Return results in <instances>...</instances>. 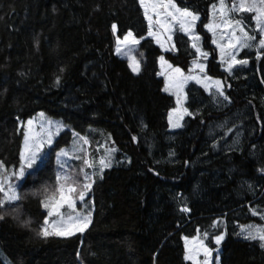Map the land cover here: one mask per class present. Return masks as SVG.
Here are the masks:
<instances>
[{
    "label": "trees",
    "instance_id": "1",
    "mask_svg": "<svg viewBox=\"0 0 264 264\" xmlns=\"http://www.w3.org/2000/svg\"><path fill=\"white\" fill-rule=\"evenodd\" d=\"M217 1L174 3L203 23ZM128 31L144 37L138 74L114 51L116 37ZM147 31L139 0H0V161L18 166L20 121L37 112L62 120L64 143L73 131L91 145L107 140L115 147L114 165L91 189V223L71 237L38 234L46 217L43 189L55 180L52 159L27 173L18 201L0 206V252L11 264H190L185 237L220 235L221 226L210 228L215 220L227 226L213 264L217 256L219 264H264L260 242L239 233L258 221L251 210H264V53L231 77L210 51L207 72L222 81L228 103L212 108L192 94L197 114L171 134L175 102L163 91L162 51ZM174 41L176 52L165 58L186 69L188 41L181 32ZM223 120H229L223 139L229 129L241 132L237 149L223 151L208 137L210 123Z\"/></svg>",
    "mask_w": 264,
    "mask_h": 264
},
{
    "label": "snow or ice",
    "instance_id": "2",
    "mask_svg": "<svg viewBox=\"0 0 264 264\" xmlns=\"http://www.w3.org/2000/svg\"><path fill=\"white\" fill-rule=\"evenodd\" d=\"M141 7L144 9V16L148 22V32L147 35L153 37L157 43H163L161 41L160 35L157 31L153 30V25L158 26V29H162L164 34L170 33L172 31L173 25H179V29L185 34L189 35V39L193 41L192 47L196 50L198 56L207 57L208 53L203 52L195 41H199L201 38L198 35H192L196 21L199 19V15L193 13L187 8H180L175 3L174 0H139ZM151 13V14H150ZM252 14L251 19L255 24V28L251 31L246 30V26L243 24L242 19L233 20L232 16L242 14ZM218 21V22H217ZM204 27L207 31L213 34L212 43L216 44L217 48L221 50L222 59H226L228 62L229 72L235 65L247 64V60H239L236 58L235 53L239 52L241 49L252 48L254 45L258 49L256 56L259 59L264 53V0H232L231 5H228L226 0H218L216 4H213L209 8V23L205 24ZM223 28L225 34L221 36V41L227 40V44L218 43L215 39L217 30ZM112 31L115 35L117 32V25H112ZM258 34V39H257ZM144 37H137L128 31L123 39L117 38L116 40V52L118 54L124 55L128 59V66L134 73H139L140 63L135 56L131 55L132 47L139 44L140 40ZM168 39L171 40V36L168 35ZM160 61L162 66L167 64V61L161 56ZM171 74L165 75V87L163 91L173 92L176 95L177 109H173L169 112V124L171 127H180L179 119L182 118L183 113H187V109L180 110V105L184 99L183 90L185 84L189 80H196L197 83H201V79L188 75L185 76L180 68H172ZM200 72H204V66L201 64H196ZM61 72L64 69L60 70ZM191 72V69H189ZM162 73H157L161 75ZM204 80L211 81V85L205 83V91H209L210 86H214L216 92L224 97L225 100L228 97L224 96L222 90L221 82L219 80L212 81L210 77L204 76ZM56 83H60V77L56 78ZM173 112L178 113L177 122L173 123L172 114ZM43 113L40 114L43 117ZM49 128L47 130L46 138L41 133H35L33 131V121L29 120L27 126L24 130V143L20 151V162L21 167L19 171L13 172L12 175L16 179L23 178L25 176L26 169H33L35 165L38 169L39 164H42L45 160L46 153L43 152L45 144H52V137L54 133L52 128H55L56 132H59L62 127H64L59 122L48 121ZM42 133L44 132L43 125H41ZM75 135V134H74ZM135 139V137L133 138ZM80 140L84 144L88 141L84 137H80ZM115 149L106 150L104 157L99 160V171L102 174L104 169L111 167V154ZM68 152L61 149L57 152L58 163L59 157L67 156ZM79 159V157H77ZM39 161V164H38ZM83 163L88 168H93L95 165L88 159H84ZM4 165L0 163V169H3ZM36 170V169H34ZM80 172L84 173V183L80 185L77 179H74L70 175L61 176L57 174L56 186L54 189H49L47 186L43 189L44 199L41 200V204L44 208L48 209V216L45 217L44 227L39 230V235L48 238L50 236L57 237H71L75 233H83L86 228L89 227L91 223L92 213L88 211L86 214L82 212H77L74 203V194L78 193L79 200L83 201L85 195L92 189L94 181L92 178L84 172V168L80 169ZM102 179L103 176L101 175ZM91 181V182H89ZM7 184V188L5 185ZM82 188V190H81ZM0 193H3V199H0V206L5 205V202L17 201L20 197L15 190V186L10 182L8 177H0ZM67 207L71 210V213L67 217L61 214V208ZM187 211V208L182 209ZM53 215L58 216L59 219H54L49 223L48 217ZM253 215H257V212H253ZM3 219V216H0ZM261 219H264V215H261ZM27 222H25V225ZM213 225H216V221H213ZM241 233L244 234V238L247 240L260 242V247L264 249V227L249 225L241 226ZM207 235V234H205ZM215 243L219 246L223 235L215 236ZM203 253L204 260L203 264H209V258L212 256V250L209 249L202 241L197 238H192V247H189L187 238H185V254L184 259L192 261V264H200L197 256ZM217 264H219V256H217Z\"/></svg>",
    "mask_w": 264,
    "mask_h": 264
},
{
    "label": "rangeland",
    "instance_id": "3",
    "mask_svg": "<svg viewBox=\"0 0 264 264\" xmlns=\"http://www.w3.org/2000/svg\"><path fill=\"white\" fill-rule=\"evenodd\" d=\"M217 2H215L213 4H216ZM226 2L228 5H231L232 0H226ZM178 7L182 8V9L183 8L189 9L188 7H181V6H178ZM189 10L192 11L191 9H189ZM192 12L196 13L194 11H192ZM196 14H198V13H196ZM198 15H199V19L196 21V25L194 27V31H193L192 35H198L201 38L199 41H195V43L197 44V47H199L203 52L208 53V56L206 58L203 56L197 55L196 50L191 46L193 41H191L189 39L188 34H185L184 32H182L179 29V25H173L172 31L170 33H167V34H164L163 30L158 29V26H156L155 24L153 25V30L157 31L158 35H160V37H161L163 47H161V44L157 43V41L153 37H150L147 35L148 37L153 39L155 44L158 45L160 50L162 51V54L158 57V73H162V74L158 75V76L163 79L164 87H165V75L164 74H171V69L168 67V65H171L172 68H177V67L180 68L185 76H188V75L196 76V77L200 78L202 81L201 83H197L196 80H189L185 84L184 90H183L184 99L181 102L180 110L182 112V109L186 108L188 111H187V113H183L182 118L179 119L178 122L180 124V127H171L169 124V130H170V132H172L171 134H173L176 131L183 129L185 121L187 120V118L197 114L198 111H196L193 108H190V106H189V100L192 98V94H198V96L202 97L204 106L222 109L228 103V99L225 100L224 97L220 96L216 92V89L214 86H210L209 91H205L204 84L207 83V84L211 85V81L204 80L205 75L207 77H210L212 81L219 80L221 82L222 90H224V84L222 83V81L216 77L211 76L207 72L208 60L211 59L210 51L214 52V55H215L214 59L219 64V68L231 77L237 76L238 73H244L245 74V72L248 69H250V67H251V61H253V60L258 61L260 59V58L258 59L256 56V52L258 51V49L255 47V45L252 48L241 49L239 52L235 53V56L239 60H247L248 63L243 64V65H239V64L235 65L231 69L230 72L228 70H226V69H228L227 60L222 59L221 50L219 48H217L216 44L212 43L213 34L209 31H207V29L204 27L205 24L209 23V11H208V15L206 17V20L203 23H201L202 20H201L200 14H198ZM251 15L252 14H247V13L242 14V16L234 15V16H232V19L233 20L242 19L243 24L246 26V30L251 31L255 28V24L251 19ZM147 27H148V22H147ZM176 32H181L182 34H184L186 40L188 41L189 49L191 50L189 65L186 69H182L179 66L173 65L172 63H170L165 58L166 52H176V50H177V47H176V44L174 41V37H175ZM224 34H225V32H224L223 28L217 30L215 39L217 40L218 43L227 44V40L221 41V36H223ZM168 35L171 36V40L168 39ZM115 36H116V34H115ZM123 37H116V40H117V38H120L122 40ZM258 38L259 37L257 34V39ZM206 44L211 45V47L207 48V46H205ZM138 45L139 44L132 47L131 55L136 57V59L140 63V68H141V62H140L141 60H140ZM115 49H116V41H115V45H114L115 54L117 56L125 59L127 61V63H129L127 57L124 55L118 54ZM161 56L164 58L165 61H167V64H164L163 66H162V63L159 59ZM196 64H201L204 66V72L203 73H201L199 68L196 67ZM189 69H191V72L189 71ZM130 70H131V68H130ZM132 73H134V72L132 71ZM134 74H138V73H134ZM166 93L171 95L174 98L175 104H174V107L172 108V110L177 109L176 95L173 92H166ZM41 113L44 114L43 117L40 116ZM177 119H178V113L173 112V114H172L173 123L177 122ZM29 120L33 121V126H32L33 131L35 133H41L45 138L47 136V130L49 128L48 121L59 122L64 126L60 129L59 132H56L55 128H52V132L54 133V135L52 137V144L51 145L45 144L44 149H43V152L47 154L45 157V160L42 164H39V161H38L39 167H41L43 164H45L47 162V160H49L50 158L52 159V162H53L52 167H53V171H54L55 180H54V184H52L50 189H54L56 186L57 174H59L61 176L70 175L74 179H77V182L80 185H83V183L85 181H84V173L80 172L81 168H84V172H86L92 178V180L95 181L97 175L100 173V171H99V160H100V158L105 156L106 150L115 149V147H112V145L110 144L111 142L107 141V140H104L100 143H94L91 145L89 138H87L84 135H80L78 133H75L73 131H71V135H70L67 143H64L66 138L61 137V135L68 129V127L66 125H64L62 120L55 118V117H52V116H49L44 112H37L33 116H31L30 118L25 120L24 122L20 121V125L23 128V132H24L25 127L27 126V122ZM228 123H229V120L215 121V122L210 123V126H209L208 137L210 138L211 143L215 144L216 146H220L223 151H229V150L237 149L240 145L241 137H242L240 130H238V128H233V129H229L227 131V132L231 131L230 136L228 138L225 137L226 139H223L222 135H220V134L225 130ZM41 125H43V128H44L43 133L41 130ZM80 137L86 138L88 143L84 144L83 141L80 140ZM23 143H24V134H23L21 149L23 147ZM61 149L66 150L68 152V155L59 157L60 162L58 163L57 162L58 161L57 152H59ZM113 154H115V151L112 152V154H111V166L114 165V163H115V162H113V160L115 161ZM77 157H79V159H77ZM84 159H88L89 161L93 162L95 166L93 168L86 167L83 163ZM0 163H2V162L0 161ZM20 167H21V162H19L18 166H16V167H12V166L6 167L4 165L3 169H0V177H8L9 178L10 182L15 186V190L18 193L19 197L21 196V191L23 189L20 186H21V183L23 182V180L25 179L27 173H33L35 171L34 169H37L35 165L33 166V169H26L25 176L18 180L12 175V173L19 171ZM89 182H91V181H89ZM5 187L7 188V184L5 185ZM81 190H82V188H81ZM90 193H91V190L85 195L83 201L79 200L78 193L74 194L75 209L77 212H82V213L86 214L88 211H90L92 213L93 205H92V200L89 197ZM0 195H1V199H3V193H0ZM17 201H11V202L15 203ZM6 202H8V201H6ZM178 203H179V210L180 211L184 212V214H186V215L190 213L189 208L187 206H185L182 201H178ZM184 208H187L188 210L183 211L182 209H184ZM43 209L46 212V217H47L48 216V209H46L44 207H43ZM254 211L255 210H251L250 214L253 215ZM70 213H71V210L68 209L66 206L61 208V214L64 215L65 217H67ZM71 214L74 215V213H71ZM261 215H264V210L261 213H257V215H255V216H257V219H258L257 222H251V223H248L244 226L255 225V226L264 227V219H261ZM48 219H49V223H51L52 220H54V219L58 220L59 217L53 215L52 217H48ZM44 221H45V219H44ZM215 221H216V225L214 226L212 223L210 228L214 229L216 226H219V227L221 226V229H222L221 234L224 237L225 233H226L227 223H225L224 220H215ZM44 226H45V224L43 222L42 227H44ZM77 233H80V232H77ZM239 233H241V227H240ZM205 234H207V235H205ZM209 234H210V232H198L194 236L185 237V238H187L190 248L192 247V238L195 237L198 240L202 241L209 249H211L212 250V256L209 258V264H213L215 257H216L215 253L218 250V246L215 243V239H214L215 236H209ZM217 236H219V235H217ZM242 236L244 237V234H242ZM184 243H185V239H184ZM213 244L216 247L213 248L212 247ZM0 257L6 264H11L8 261V259L1 252H0ZM197 259L200 261V264H203L204 256H203L202 252L197 256ZM187 261L190 262V264H192V261H190V260H187Z\"/></svg>",
    "mask_w": 264,
    "mask_h": 264
},
{
    "label": "water",
    "instance_id": "4",
    "mask_svg": "<svg viewBox=\"0 0 264 264\" xmlns=\"http://www.w3.org/2000/svg\"><path fill=\"white\" fill-rule=\"evenodd\" d=\"M262 56V55H261ZM261 58V57H260Z\"/></svg>",
    "mask_w": 264,
    "mask_h": 264
}]
</instances>
